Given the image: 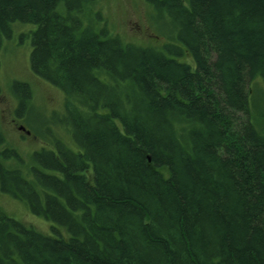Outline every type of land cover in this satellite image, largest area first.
<instances>
[{
    "label": "trees",
    "instance_id": "trees-1",
    "mask_svg": "<svg viewBox=\"0 0 264 264\" xmlns=\"http://www.w3.org/2000/svg\"><path fill=\"white\" fill-rule=\"evenodd\" d=\"M144 1L161 46L112 34L97 0H0V50L35 27L76 147L50 137L23 170L0 132V192L54 226L0 209V264H264V0ZM11 91L24 118L31 89Z\"/></svg>",
    "mask_w": 264,
    "mask_h": 264
},
{
    "label": "rangeland",
    "instance_id": "rangeland-1",
    "mask_svg": "<svg viewBox=\"0 0 264 264\" xmlns=\"http://www.w3.org/2000/svg\"><path fill=\"white\" fill-rule=\"evenodd\" d=\"M93 11L100 14L112 34L126 43L161 46L166 42L165 38L155 33L151 20L153 19L152 22L157 20L155 16L151 18V9L144 0H97ZM158 27L159 30L168 31L164 25L158 24ZM12 30V38L6 40L0 50V97L3 98L0 100V132L22 160V163H13L10 166L25 170L30 164L31 156L37 150L42 147L52 150L49 145L50 137L58 138L57 140L73 151L76 147L67 136L68 131L60 126L61 118L59 123L52 116L63 113L62 92L36 78L30 70L31 47L30 39L27 37L35 30V27L17 24ZM14 79L28 83L31 89L33 110L27 109L25 117L23 114L24 118H18L12 112V107L15 105L16 108V104L9 90L11 81ZM14 95L18 96L19 92L15 91ZM57 115L55 116L59 117ZM18 123H24L31 135L22 134V131L17 128ZM46 128L51 130L46 132ZM0 209L13 219L34 226L44 235H54L51 231L54 226L51 223L32 215L24 203L2 192H0Z\"/></svg>",
    "mask_w": 264,
    "mask_h": 264
},
{
    "label": "flooded vegetation",
    "instance_id": "flooded-vegetation-1",
    "mask_svg": "<svg viewBox=\"0 0 264 264\" xmlns=\"http://www.w3.org/2000/svg\"><path fill=\"white\" fill-rule=\"evenodd\" d=\"M16 81H18V80H12L11 81V84H10V90H9V92L11 93L10 94V96L13 98V101H15V104H16V106H17V100L15 99V97H14V95H13V92L11 91V86H12V84L14 83V82H16ZM1 99H3L2 97H0V100ZM15 105L12 107V112L14 113L15 112ZM17 128L18 129H20L21 131H22V134H24V135H28V129L25 127V124L24 123H22V124H20V123H18V125H17ZM29 135H31V132H29Z\"/></svg>",
    "mask_w": 264,
    "mask_h": 264
}]
</instances>
